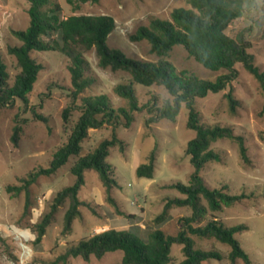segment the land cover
Returning <instances> with one entry per match:
<instances>
[{
	"label": "rangeland",
	"instance_id": "1",
	"mask_svg": "<svg viewBox=\"0 0 264 264\" xmlns=\"http://www.w3.org/2000/svg\"><path fill=\"white\" fill-rule=\"evenodd\" d=\"M62 7L63 17L71 15H109L115 21L114 31L107 37L110 49L122 52L126 57L155 62L158 57L150 53L146 40L132 42L129 36L141 26H148L152 19L170 20L175 9H190L188 0H98L97 2L70 5L66 0H57ZM77 5V8L74 7ZM26 0H0V49L3 63L10 77L17 73L15 59L7 53V46L17 45L19 41L13 31L25 30L29 23ZM244 14L234 20L226 34L235 37L242 33L249 42L248 52L254 64L264 73V0H245ZM32 57L42 65L37 80L27 97V102L16 99L10 106L0 107V264H50L65 248L79 240L89 238L110 228L127 229L126 214L141 217L140 226H153L154 218L162 213L166 199L183 197L169 185L180 182L188 185L192 172L190 157L186 147L196 132L186 127L188 111L181 104L174 121L161 120L146 127V111L134 114L129 128L121 125L116 135L124 142V151L115 145L109 151L107 162L112 166L117 186L111 191L116 204L107 200L98 172H84V184L79 191L80 216L72 224L70 233L63 235V215L67 203L61 206L55 221L47 227L41 242L36 244L32 226L39 222L51 207L56 194L64 187L74 183L71 167L78 157L69 161L51 176H40L29 188L30 213L24 215L25 192H7V186H20L21 179L49 167L54 152L67 142L70 127L80 115L73 109L68 123L62 119L63 110L70 104L72 85L68 71V60L59 52H36ZM88 62L86 75L92 83L80 94L82 98L104 95L114 109L126 108L125 99L114 93V87L127 83L129 75L123 71H112L97 65L95 50L84 54ZM178 71L187 70L201 79L214 80L223 71L212 72L190 58L182 46L173 47L165 58ZM236 79L230 88L238 101L236 111L228 107L225 93H208L196 101V108L205 125L230 126L234 133L244 138L249 163L240 159L237 144L230 140H219L211 148L222 153L221 162H210L200 175L211 188L227 186L231 195L244 193L247 199L230 207H223L214 216L227 227L239 224L248 229L239 232L235 238L249 255L253 264H264V90L259 82L241 64H236ZM138 102L143 105L152 94L164 99L168 96L163 89L135 85ZM37 116H42L46 122ZM19 128L18 144L11 137ZM111 126L88 131L82 142L79 157L94 150L104 139L111 137ZM155 151V170L153 178H139L135 174L138 166L145 164L149 154ZM172 219L161 227L165 235H176L180 230L179 220L189 217L187 208H173L169 211ZM210 215L194 225H204ZM195 247L218 251L221 260H209L203 264H230L229 247L214 239H200L192 236ZM181 245L173 244L169 264H181L183 256ZM123 253L116 251L89 261L69 258L67 264H120ZM237 264H243L238 261Z\"/></svg>",
	"mask_w": 264,
	"mask_h": 264
},
{
	"label": "trees",
	"instance_id": "2",
	"mask_svg": "<svg viewBox=\"0 0 264 264\" xmlns=\"http://www.w3.org/2000/svg\"><path fill=\"white\" fill-rule=\"evenodd\" d=\"M29 23L25 30L13 31L19 41L17 45L7 46V53L16 61L17 73L10 77L3 63L0 49V107L10 106L16 99L27 102L38 74L42 69L33 57V53L59 52L68 60V71L72 85L70 104L63 110L62 119L68 123L73 109L80 110V115L70 127L67 142L58 148L46 169L35 174L30 173L21 179L20 186H7V192L19 194L25 192L24 215L30 213L29 188L40 176H51L64 166L70 157H78L70 171L74 183L59 191L51 204L50 210L41 220L32 226L35 233L34 243L38 244L46 229L55 221L58 209L67 203L63 215L62 234L70 233L73 221L80 216V207L85 205L79 198V191L84 184V172H98L101 185L107 194L108 202L116 204L111 191L118 184L113 177L112 166L107 162L109 151L115 145L124 151V142L116 135V129L124 120L123 126L129 128L134 121V114L146 111L144 123L149 127L161 120L174 121L181 104L188 111L187 129L196 132L188 142L186 155L190 157L192 172L188 185L180 182L168 188L177 189L183 197L166 199L162 213L154 218V225L140 226L141 217L126 214L127 229L110 228L89 238L69 245L64 252L50 264H67L69 258H81L89 261L90 257L102 258L107 253L121 251L120 264H169L173 244L181 245L183 260L181 264H203L209 260H221L218 251L203 250L195 247L192 236L200 239H214L229 247L230 264H253L249 255L242 249L235 235L248 229L239 224L227 227L218 220L214 213L223 207H230L248 198L244 193L231 195L227 186L211 188L204 181L200 172L210 162H221L222 153L211 148L219 140H230L237 144L240 159L249 163L244 138L234 133L230 126L205 125L196 108V101L208 93H225L228 107L236 111L238 101L234 98L230 85L237 77L236 64H241L260 84L264 90V73L254 64L253 56L248 52L249 42L242 33L231 37L226 34L231 23L244 14L245 0H188L190 9H175L170 20L152 19L148 26L139 27L129 36L132 42L146 40L150 53L158 57L155 62L140 61L126 57L122 52L110 49L106 45L107 37L115 29V21L109 15H71L63 17L62 7L57 0H26ZM75 5L73 0H66ZM78 3L97 2L98 0H77ZM139 1V0H138ZM77 8V5L74 7ZM182 46L188 56L205 69L212 72L223 71L214 80L201 79L187 70L178 71L167 61L173 47ZM94 49L97 65L110 68L112 71L126 72L130 79L114 87V93L126 100V108L114 109L110 100L104 95L82 98L80 106L76 100L92 80L86 75L88 62L84 54ZM135 85L163 89L167 98L161 99L152 94L146 103L140 105ZM46 122L42 116H37ZM111 126L109 139L102 140L97 147L79 157L82 142L88 131ZM19 128H15L11 137L12 143L18 144ZM154 149L147 162L138 166L135 174L139 178L151 179L155 170ZM173 208H187L189 217L179 220L180 230L174 236L165 235L161 227L172 219L169 211ZM210 215L211 219L204 225H194Z\"/></svg>",
	"mask_w": 264,
	"mask_h": 264
}]
</instances>
